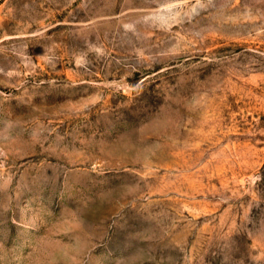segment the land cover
<instances>
[{
    "label": "rangeland",
    "instance_id": "374dc122",
    "mask_svg": "<svg viewBox=\"0 0 264 264\" xmlns=\"http://www.w3.org/2000/svg\"><path fill=\"white\" fill-rule=\"evenodd\" d=\"M0 264H264V0H0Z\"/></svg>",
    "mask_w": 264,
    "mask_h": 264
}]
</instances>
